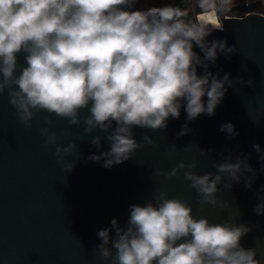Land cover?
Listing matches in <instances>:
<instances>
[{
	"label": "clouds",
	"instance_id": "1",
	"mask_svg": "<svg viewBox=\"0 0 264 264\" xmlns=\"http://www.w3.org/2000/svg\"><path fill=\"white\" fill-rule=\"evenodd\" d=\"M137 2L0 0V95L7 92L18 122L27 129L37 113L48 114L39 121L44 150L54 147L61 162L79 154L76 142L62 146L72 126L83 125L84 135L92 137L99 154L88 159H103V166L110 168L130 159L145 144H153L147 133L144 143L137 142L134 128L165 129L169 118L180 117L182 107L188 121L201 114L211 117L227 91L225 85L233 86L230 73L221 79L207 70L208 62L215 63L218 54L228 57L236 52V45L229 47L226 40L206 39L223 27L210 28L206 21L190 20L186 10L173 5L132 10ZM231 3L197 0L202 11L221 14L230 10ZM194 45L202 50L203 58ZM21 53L25 66L18 62ZM200 66L205 69L203 75L197 74ZM239 83L254 85L253 80ZM82 112L87 115L82 117ZM53 115L67 121L60 135L48 127ZM98 130L110 146L106 152L101 150L102 137L93 135ZM221 131L237 134L231 123L222 125ZM188 132L185 125L177 135ZM253 148L261 153L259 144ZM201 155L206 156V151ZM260 159L264 161V154ZM74 164L64 162L65 171L71 172ZM211 166L217 174H197L195 160H181L170 171L159 169L156 174L171 180L182 173L201 206L221 208L228 207V202L217 198L225 174L232 181L229 188L242 178L251 187L255 178L244 175L254 173L247 157ZM258 199L261 202L254 210L264 215V197ZM129 212L124 227L114 218L111 228L98 231L102 243L94 251L99 259L110 264H261L257 248L241 245L252 231L249 226L196 218L185 199L159 192L143 206L130 205ZM112 229L115 237L110 239Z\"/></svg>",
	"mask_w": 264,
	"mask_h": 264
},
{
	"label": "water",
	"instance_id": "2",
	"mask_svg": "<svg viewBox=\"0 0 264 264\" xmlns=\"http://www.w3.org/2000/svg\"><path fill=\"white\" fill-rule=\"evenodd\" d=\"M260 4L261 0H254L229 7V11H249L244 17H225L229 11L218 13L223 30L214 29L206 38L209 42L226 40L229 47L236 45L234 54H218L215 63L208 62V71L221 79L230 73L233 81L232 87L225 85L227 91L215 114H201L188 121L182 107L180 117L169 118L165 129L134 128L137 142L144 143L142 137L147 133L153 144H145L130 159L110 168L103 166V159H88L99 152L91 143L92 137L84 135L83 125L72 126L71 135L62 141V146L76 142L79 154L66 156L61 162L54 147L44 150L39 121L48 114L37 113L27 129L18 122L7 92L0 95V264H110L94 251L102 243L98 231L111 228L114 218L124 227L130 205L143 206L159 192L187 200L196 218L249 226L252 231L242 238L241 245L257 248V258L264 264V215L254 210L261 202L258 197H264V161L260 159L264 154V15L254 12ZM132 10H143L142 3L138 1ZM193 50L203 58L198 46ZM24 55L18 56L21 66H25ZM204 71L202 66L197 68L198 75ZM241 79L253 80L254 85L243 86ZM203 99L206 103L207 97ZM49 118L53 121L50 131L58 135L68 127L64 119ZM226 123L234 125L235 136L221 131ZM185 125L190 132L178 136ZM93 135L102 137L101 150L108 151L105 134L98 130ZM254 144H259L261 153L254 150ZM201 151L207 155L202 156ZM238 157H247L254 173L244 175L255 178L251 187L242 178L229 188L232 181L223 176L217 198L228 202L227 208L201 206L182 173L171 180L156 174L159 169L170 171L181 160H195L197 174H217L212 162H235ZM74 161L73 170L65 171L64 162ZM114 237L112 229L110 239Z\"/></svg>",
	"mask_w": 264,
	"mask_h": 264
},
{
	"label": "built area",
	"instance_id": "3",
	"mask_svg": "<svg viewBox=\"0 0 264 264\" xmlns=\"http://www.w3.org/2000/svg\"><path fill=\"white\" fill-rule=\"evenodd\" d=\"M143 5V10L147 8L152 7H162L165 5H173L178 6L183 10H186L188 12V19L190 20H199V21H206L208 26L215 27L213 23H208L211 18L210 16H215L220 19L218 13L215 10H209V11H202L197 6V0H156L155 2H150L149 4L146 3V0H138ZM254 0H232V3L228 6L232 7L234 5H239L243 3H247ZM255 13H259L264 15V0H261V4L257 6V8L254 10ZM250 12L245 11L243 9H238L235 11H229L224 14L225 17H244L248 15ZM204 14L206 16H204ZM205 17V19H204ZM221 25L218 27H222V21L220 19Z\"/></svg>",
	"mask_w": 264,
	"mask_h": 264
},
{
	"label": "bare ground",
	"instance_id": "4",
	"mask_svg": "<svg viewBox=\"0 0 264 264\" xmlns=\"http://www.w3.org/2000/svg\"><path fill=\"white\" fill-rule=\"evenodd\" d=\"M204 16H206V15L204 14ZM209 18H211V20H209L208 23H213V25H214L215 27H218V26L221 25V22H220V19H219V18H217V17H215V16H210ZM204 19H205V17H204Z\"/></svg>",
	"mask_w": 264,
	"mask_h": 264
},
{
	"label": "rangeland",
	"instance_id": "5",
	"mask_svg": "<svg viewBox=\"0 0 264 264\" xmlns=\"http://www.w3.org/2000/svg\"><path fill=\"white\" fill-rule=\"evenodd\" d=\"M156 0H146V3L149 4L150 2H155Z\"/></svg>",
	"mask_w": 264,
	"mask_h": 264
}]
</instances>
